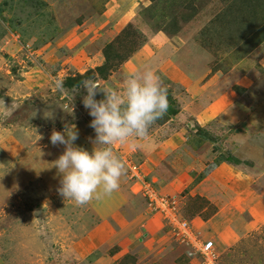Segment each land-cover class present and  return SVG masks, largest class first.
<instances>
[{
  "label": "rangeland",
  "instance_id": "374dc122",
  "mask_svg": "<svg viewBox=\"0 0 264 264\" xmlns=\"http://www.w3.org/2000/svg\"><path fill=\"white\" fill-rule=\"evenodd\" d=\"M42 1L41 16L22 0L0 10V264H82L65 249L101 222L148 232L113 264H201L126 172L83 206L58 191L64 146L51 132L75 125L89 151L95 138L82 81L119 90L147 68L167 87V113L112 150L139 162L195 239L213 241L216 264H264V0ZM199 133L207 143L193 149Z\"/></svg>",
  "mask_w": 264,
  "mask_h": 264
},
{
  "label": "clouds",
  "instance_id": "9594fccd",
  "mask_svg": "<svg viewBox=\"0 0 264 264\" xmlns=\"http://www.w3.org/2000/svg\"><path fill=\"white\" fill-rule=\"evenodd\" d=\"M56 87L62 89V83L58 81ZM80 89L85 92L82 104L95 132L91 151L74 144L78 139L75 125L66 126L63 132L53 130L49 139L53 146H64L53 162L60 177L59 194L83 206L119 190L126 167L112 145L147 139L169 103L167 87L152 68L129 74L119 90L101 87L93 80L82 81ZM98 92L103 96L100 100L96 99ZM45 117L52 118V113Z\"/></svg>",
  "mask_w": 264,
  "mask_h": 264
},
{
  "label": "crops",
  "instance_id": "0c3cea01",
  "mask_svg": "<svg viewBox=\"0 0 264 264\" xmlns=\"http://www.w3.org/2000/svg\"><path fill=\"white\" fill-rule=\"evenodd\" d=\"M24 2L25 0H22L23 4H25ZM26 3L30 8L27 16H41L40 11L43 9V6L40 3H35V9L31 7V1L30 3ZM3 8L4 6L0 5V10L5 9ZM207 140L208 139L203 134L199 133L198 139L195 138L190 140V146L193 149H200L207 143ZM114 227L117 228L112 229V227L105 222L96 224L84 235L81 234L78 238L73 240L72 243L69 244V249H65V254L70 258H75L81 262L83 261L82 264H113L123 253L133 249L137 244H141L145 239H148V232H146L145 229L141 230L140 228L137 234H129L125 237L122 235L123 232L121 227L115 222ZM145 243L144 241L143 244L145 245ZM110 248L112 250L108 251Z\"/></svg>",
  "mask_w": 264,
  "mask_h": 264
},
{
  "label": "built area",
  "instance_id": "2783aa9c",
  "mask_svg": "<svg viewBox=\"0 0 264 264\" xmlns=\"http://www.w3.org/2000/svg\"><path fill=\"white\" fill-rule=\"evenodd\" d=\"M124 163L126 178L130 185H134L132 191L142 196L147 208L167 220L177 239L190 243V247L198 254L201 264H216L213 241L210 239L200 241L192 236L189 225L176 217L173 200L157 190L154 182L141 170L137 160L128 158L124 160Z\"/></svg>",
  "mask_w": 264,
  "mask_h": 264
},
{
  "label": "trees",
  "instance_id": "16d2710c",
  "mask_svg": "<svg viewBox=\"0 0 264 264\" xmlns=\"http://www.w3.org/2000/svg\"><path fill=\"white\" fill-rule=\"evenodd\" d=\"M31 1V7L35 9V3H40L42 6L45 4L42 0H25V2H29ZM8 2H10V0H3L2 1V6H5ZM103 66L101 67H97V69H101Z\"/></svg>",
  "mask_w": 264,
  "mask_h": 264
}]
</instances>
